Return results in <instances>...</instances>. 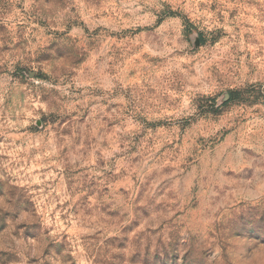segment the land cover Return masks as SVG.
Wrapping results in <instances>:
<instances>
[{"label": "rangeland", "instance_id": "obj_1", "mask_svg": "<svg viewBox=\"0 0 264 264\" xmlns=\"http://www.w3.org/2000/svg\"><path fill=\"white\" fill-rule=\"evenodd\" d=\"M0 264H264V0H0Z\"/></svg>", "mask_w": 264, "mask_h": 264}]
</instances>
